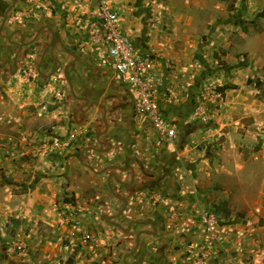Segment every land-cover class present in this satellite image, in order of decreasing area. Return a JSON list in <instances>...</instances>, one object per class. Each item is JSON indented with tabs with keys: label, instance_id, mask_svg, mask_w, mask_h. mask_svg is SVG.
I'll return each instance as SVG.
<instances>
[{
	"label": "crops",
	"instance_id": "crops-1",
	"mask_svg": "<svg viewBox=\"0 0 264 264\" xmlns=\"http://www.w3.org/2000/svg\"><path fill=\"white\" fill-rule=\"evenodd\" d=\"M105 1L176 135L92 43L100 0H0V264H264V0Z\"/></svg>",
	"mask_w": 264,
	"mask_h": 264
},
{
	"label": "built area",
	"instance_id": "built-area-1",
	"mask_svg": "<svg viewBox=\"0 0 264 264\" xmlns=\"http://www.w3.org/2000/svg\"><path fill=\"white\" fill-rule=\"evenodd\" d=\"M93 22L90 39L95 45H104L114 58V79L123 84L132 85L137 89L138 113L147 117L158 136L163 140H170L175 137L176 130L173 125L162 115L155 98L157 88L162 84L161 78L153 72V61L140 54L133 43L132 37L120 29L118 16L111 10L110 5L105 0H100L98 13ZM28 78L34 77V72L24 71ZM214 93L208 86L204 88V94ZM47 111V106L43 107ZM71 141L63 142L58 139L52 140V144L46 147H54L58 150L70 147ZM201 222L209 232L211 238L216 237L218 228V218L212 211L204 210ZM86 241H93L91 235H85ZM10 251L19 259L25 260L28 255V246L25 241L15 239L10 244Z\"/></svg>",
	"mask_w": 264,
	"mask_h": 264
},
{
	"label": "trees",
	"instance_id": "trees-1",
	"mask_svg": "<svg viewBox=\"0 0 264 264\" xmlns=\"http://www.w3.org/2000/svg\"><path fill=\"white\" fill-rule=\"evenodd\" d=\"M248 83H249V84H253V83H255V86H256L258 89H262V88H264V83L261 82V81H259V80H257L256 82H254L252 79H249V80H248Z\"/></svg>",
	"mask_w": 264,
	"mask_h": 264
},
{
	"label": "rangeland",
	"instance_id": "rangeland-1",
	"mask_svg": "<svg viewBox=\"0 0 264 264\" xmlns=\"http://www.w3.org/2000/svg\"><path fill=\"white\" fill-rule=\"evenodd\" d=\"M261 169H263V167L261 166ZM12 254V253H11ZM14 255V254H13ZM14 256H16V255H14ZM17 257V256H16ZM19 260V259H18Z\"/></svg>",
	"mask_w": 264,
	"mask_h": 264
}]
</instances>
